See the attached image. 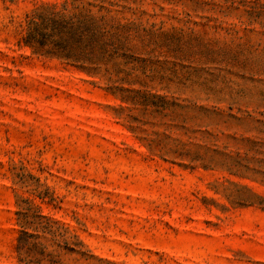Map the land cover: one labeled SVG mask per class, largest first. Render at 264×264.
Here are the masks:
<instances>
[{
  "label": "rangeland",
  "instance_id": "1",
  "mask_svg": "<svg viewBox=\"0 0 264 264\" xmlns=\"http://www.w3.org/2000/svg\"><path fill=\"white\" fill-rule=\"evenodd\" d=\"M63 1L0 0V264H22L17 196L61 227L54 264H264V0H114L162 32L148 89L187 105L167 116L23 43Z\"/></svg>",
  "mask_w": 264,
  "mask_h": 264
},
{
  "label": "trees",
  "instance_id": "2",
  "mask_svg": "<svg viewBox=\"0 0 264 264\" xmlns=\"http://www.w3.org/2000/svg\"><path fill=\"white\" fill-rule=\"evenodd\" d=\"M117 5L114 0L43 2L26 15L22 41L35 54L64 60L99 77L121 101L155 106L160 114L165 110L163 116L172 115L173 108H186L187 105L176 103V98L166 101L148 89L146 80L154 78V68L147 48L152 42L157 43L162 32L141 27V23L122 22L112 8ZM134 85L139 88L130 87ZM177 126L173 123L169 127ZM186 145L181 144L177 157L204 161L203 155L185 149ZM17 207L20 231L16 249L20 262L42 264L46 260L54 264L52 252H47V246L38 239L43 234L55 239L61 227L29 199L17 196Z\"/></svg>",
  "mask_w": 264,
  "mask_h": 264
}]
</instances>
